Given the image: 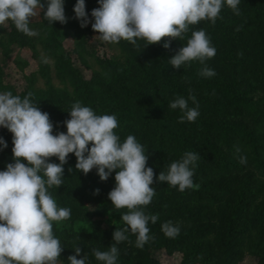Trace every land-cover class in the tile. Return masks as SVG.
Listing matches in <instances>:
<instances>
[{"label":"trees","instance_id":"obj_1","mask_svg":"<svg viewBox=\"0 0 264 264\" xmlns=\"http://www.w3.org/2000/svg\"><path fill=\"white\" fill-rule=\"evenodd\" d=\"M73 2L75 6L77 0ZM42 3H45L46 7V0H42ZM238 6L240 15H236L225 3L220 17L214 24L208 20H202L198 24L189 25L190 30L183 34L184 38L181 42L174 44L172 39L170 48L165 49L162 44H159L152 52L151 67L155 68L161 87L168 96L164 95L165 97L162 98L156 96L155 100L152 99L150 95L154 93L148 90L145 92L143 88L125 82L117 68L112 65L113 78L117 86L137 100L145 116L144 129L148 127V124L154 126L150 151L156 161L155 166L159 165V170L165 167L166 170L163 171L167 173L170 164L180 160L185 152L198 153L201 159L197 161L195 168L197 176H193L194 185H199L198 189L195 188L196 194L207 201H217L218 191L230 192L226 204L218 205L215 210L203 206L193 210L191 206L175 201V195L181 192L178 186L173 187L166 182L159 183L156 178L161 171H155L153 187L155 186L158 193L149 205L140 206L146 214L158 215L157 222L155 224L150 222L148 225L149 235L153 239L149 240L143 248H138L137 234L129 229L128 239L116 245L119 250L116 264H138L139 260H144V264H154V260L149 258L148 251L161 249L169 253L174 249H180L184 255L182 264H194L198 257L204 264L212 261L213 264H239L245 257L240 236L246 229L245 219L249 214L251 199H261L254 206V211L264 218V185L259 182L257 176L260 172L264 174V0H240ZM86 12L89 13L87 10ZM42 18L44 22H48L43 13ZM7 23L11 30L8 33V40L11 43L21 47L28 44L32 46L26 35L18 31L12 21ZM45 27L52 34H58L60 29L56 27V24H47ZM200 28H203L210 37L211 45L216 49V55L206 58L205 64L194 60L181 66V69L171 68L168 60L182 46H186L192 32ZM169 39L165 38L167 41ZM253 60L254 64L247 75H242ZM205 66L213 69L216 75L201 76L200 72ZM1 72L0 69V79ZM146 81L156 85L151 77H146ZM78 87L80 102L84 106L94 109L100 107L102 110L101 102L92 95L87 84L81 83ZM3 88L11 90L7 86ZM189 95H194L199 105L198 118L190 122L193 127L186 129L184 123L174 125L164 123V121L170 122L171 118L161 106H169L177 96L187 98ZM32 100L39 108L45 105L33 96ZM231 103L233 105L229 106L228 104ZM224 105L226 108L222 109ZM189 107H195L191 100H189ZM228 107L231 108L228 109ZM233 112L237 114H232ZM108 115L117 117L124 136L135 132V129L125 123L119 115L115 113H108ZM65 118V120L70 119L68 113H65ZM210 128L220 134L215 135ZM4 130L5 128L0 129V137L7 143V148L0 146V171H3L5 167L7 153L10 155L6 158L13 159L12 136L7 133V129L6 132ZM228 131H237L243 133V137H248L246 138L249 145L248 155L253 165L248 162L241 164L231 156V153L237 152V148L234 146V140L227 135ZM3 133L8 136V139H5ZM199 144H202V147H198ZM203 146L206 149H203ZM67 159L68 163L64 166L75 169V155L69 154ZM50 162L58 164L59 160L51 157ZM213 170L217 176L209 179L208 175ZM115 174L113 172L107 181H101L96 169H93L88 173V177L92 185L99 189V195L104 196L115 187ZM198 174L206 175L205 179L199 183H197ZM63 177V184L59 188L54 186L55 190H52L58 205H65L66 201L72 199L79 205L93 200L100 209L95 212V215L100 217L105 214L104 216L107 215L110 221H108L107 229L101 230L98 226L101 224L100 221L97 222L93 214L84 213L78 205L71 208L72 216L64 223H60L61 226L58 229H55L57 224L53 221V234L65 248L58 260L62 264H68V257L74 255V249L79 247L81 256L87 254L89 262L96 263L92 250L106 251L111 244H115L113 232L115 229L126 226L121 220L125 209L114 208L111 201L96 197V194L86 191L83 193L78 184L66 181L65 173ZM50 191L51 189L49 193ZM202 211L204 213H201ZM176 212L179 218L175 216ZM201 216L209 221L216 218L218 223L213 225L199 222ZM78 217H81L77 219L78 222L89 225L90 231L84 238L78 236L72 228ZM171 220L179 224L180 228L179 235L175 238L167 237L161 227ZM109 236L111 239H108ZM252 254L257 257V264H264V249L254 247Z\"/></svg>","mask_w":264,"mask_h":264},{"label":"clouds","instance_id":"obj_2","mask_svg":"<svg viewBox=\"0 0 264 264\" xmlns=\"http://www.w3.org/2000/svg\"><path fill=\"white\" fill-rule=\"evenodd\" d=\"M98 3L99 7L91 12L94 20L91 26L102 41L119 43L125 40L137 45V40L143 39L145 48L168 37L170 39L163 44L168 49L172 39L184 38L183 34L190 30L189 25L202 20L214 24L225 3L240 15V0H98ZM37 8L51 25L67 23L64 0H46V7L42 0H0V24L12 21L25 35H38L30 28V18L37 14ZM73 11L80 26L87 27L90 20L85 0H77ZM215 55L210 37L200 28L192 32L186 46L168 61L174 69H181L194 60L205 64L206 58ZM200 75L213 77L216 73L205 66ZM32 95L29 92L21 98L11 91L0 93V128L12 133L13 144V162L0 171V264H58L65 248L54 236L52 222L70 218L71 210L58 207L49 189L63 184L64 165L68 163L69 154L76 157V171L85 175L96 169L100 180L107 181L115 172V187L108 193V199L114 208L129 210L121 217L126 226L113 232L115 244L106 251L93 249L95 259L102 264H116L119 254L116 245L128 239L129 229L137 234L136 246L143 248L153 239L149 235V223L155 224L158 220V215L146 214L140 207L149 205L156 194L155 173L151 167H146L148 154L144 146L133 135L121 143L114 132L118 127L117 117L97 115L80 101L74 102L67 112L70 119L63 122L66 133L53 135L49 114L33 103ZM189 100L195 107H189ZM169 107L181 110V122L185 119L194 122L199 116L194 95L177 96ZM0 146L7 148L2 137ZM51 157L58 158L59 163L50 162ZM200 159L198 153L187 151L180 160L170 164L167 173L161 171L156 179L159 183L178 186L180 191L198 189L193 176ZM246 162V157L241 156L240 163ZM94 194H99V189ZM161 227L169 238L179 235V226L171 221ZM74 252L68 257V264H89L88 255L81 256L79 247Z\"/></svg>","mask_w":264,"mask_h":264},{"label":"rangeland","instance_id":"obj_3","mask_svg":"<svg viewBox=\"0 0 264 264\" xmlns=\"http://www.w3.org/2000/svg\"><path fill=\"white\" fill-rule=\"evenodd\" d=\"M64 3L67 23H53L56 24L57 28H60L58 34H52L50 30L45 27V25L51 24L49 22H44L42 11L39 8L36 9L37 14L30 18V28L35 30L38 35H26L32 46L28 44L21 47L18 44L11 43L8 40V33L11 30L7 21L4 24H0V69L2 71L0 93L11 91L13 95L23 98L31 92L33 97L40 99L45 104L44 107H40V110L49 114L50 121L53 124V135H55L58 132L66 133V127L63 124L66 119L65 113L71 110V105L74 102L80 101L78 86L81 83H85L90 87L92 95L101 102L102 110L100 107L97 109L91 107L97 115L115 113L122 117L125 123L135 129V134L127 133L124 136L118 125V127L114 129V132L120 137L121 143L127 136H135L137 141L144 146L145 154H148L146 167H151L154 172L166 170L165 167L159 170V165L155 166L156 161L151 155L150 147L153 142L152 133L154 126L148 124V127L144 129L143 123L145 122V116L137 100L134 96L128 95L117 86L113 78L112 69V65H114L125 82L134 86H139L143 88L144 91L148 90L154 93V95H150L152 99L156 98V96L159 98L165 97L164 95L168 96L161 87V81L158 80L155 68H152L150 63L152 52L156 50L159 44L163 45L167 41L165 40L166 37L162 39L159 44L149 45L146 48V41L143 39H138L137 45H133L125 40H121L119 43L105 42L99 38L100 34L95 33L91 26V23L94 22L91 17V12L93 9L99 7L98 0H85L86 10L89 12L88 17L90 23L87 27L83 28L80 26V21L75 18L73 0H64ZM43 23L45 25H43ZM181 41L182 39L177 38L173 39L172 42L176 44ZM45 59L47 62H45ZM253 64L254 60L242 75H247V72L251 69ZM146 77H151L156 85L154 86L153 84L147 83ZM4 86L10 87L11 90L4 89ZM225 105H227L226 102ZM228 105L232 106L233 103ZM224 106L222 109L226 108V106ZM161 108L163 111H166L167 116L171 118L170 122L164 121L167 125L184 123L186 129H191L193 127L186 119L181 122L180 117L183 115L181 110L171 109L169 106H161ZM230 108L231 107H228V109ZM232 114L237 113L233 112ZM4 131L6 132V129ZM210 131L215 135L220 134L218 131L214 132L212 128H210ZM7 133L12 136V133L8 130ZM242 134L243 133L237 131L227 132V135L234 140L235 148L239 149V152L231 153V156L236 158L237 162H240V157L244 156L247 162L253 165L251 157L248 155L249 145L246 142V138L248 139V137L245 138ZM5 139H8L7 135H5ZM89 147H91V145H89ZM198 147H202V144H199ZM203 149L206 148L203 146ZM7 154L8 156L10 155L9 153ZM6 157L4 162L5 167L8 163L13 162L12 158ZM171 161H173V159H171ZM5 167L3 170H5ZM68 169L69 167L64 166L66 181L74 182L79 185L82 192L86 191L94 195L97 186L92 185L91 179L88 177L89 175L76 171V169H72V171L69 172ZM40 174L43 175L42 173ZM194 176H197L196 170L194 171ZM215 176H217L215 170L208 175L209 179ZM257 176L259 182L264 185V174L260 172L257 173ZM205 177L206 175L198 174L197 183L203 181ZM50 189V194L57 202L56 196L52 193V190H55L54 186ZM109 192L110 191L104 195L105 198H103V195L101 196L99 194L95 196L110 201L108 199ZM156 193H158L157 190ZM228 193L230 192L224 190L218 191L217 201H207L196 194L194 187L189 191L178 192L175 195V201H180L181 204L189 205L193 210L201 208L202 206L210 210H215L218 205L226 204L229 197ZM154 197H156V194ZM154 197L153 199H155ZM260 200V198H256L249 201V214L245 219L246 229L242 236H240L244 245L245 257L239 264H257V257L252 254V251L254 247H257V249H264V218L260 216L257 211H254V206ZM81 204L82 206H80ZM81 204L79 205L72 199L66 201L65 205H57L58 207L70 208V210L78 205V208H81L84 213L88 215L93 214L95 220L97 222L98 220L100 221L101 224L98 226H100L101 230H106L108 221L110 220L107 218V215L104 216L105 214L100 217L95 215V212L99 209L97 204L94 203L93 200L89 203L83 202ZM128 211L129 210L125 208V212ZM177 213L178 212H176L175 216H178ZM201 213L204 212L202 211ZM71 216L72 214H70V217ZM80 218L81 217L76 218L72 228L78 236L84 238L89 233L90 229L88 223H80L77 221V219ZM64 221L65 220L54 221L57 224L55 229H58V227L61 226L59 224L64 223ZM198 221L213 225L218 223L216 218L209 221L203 216H201ZM171 222L177 225L173 220H171ZM116 225L118 226V224ZM208 238L210 239V236ZM108 239H111V236H109ZM148 253L149 258L154 260V264H182L184 259L183 252L180 249H174L171 253L164 249L148 251ZM94 261L96 263L89 262V264H99L98 261ZM144 263V260H139L138 264ZM58 264L62 263L58 260ZM194 264L204 263L200 262L198 257ZM209 264H213V261Z\"/></svg>","mask_w":264,"mask_h":264}]
</instances>
